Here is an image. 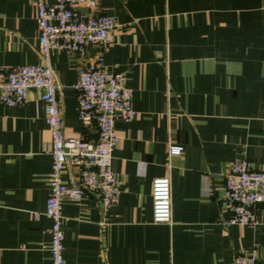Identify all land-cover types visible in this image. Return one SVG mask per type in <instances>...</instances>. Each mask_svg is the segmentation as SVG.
<instances>
[{"label":"crops","instance_id":"crops-1","mask_svg":"<svg viewBox=\"0 0 264 264\" xmlns=\"http://www.w3.org/2000/svg\"><path fill=\"white\" fill-rule=\"evenodd\" d=\"M79 8L114 14L116 23L103 48L49 51L63 133L96 136L94 119L78 117L72 87L96 52L106 70L124 75L136 112L114 120L115 203L102 208L87 189L61 199L64 264H233L251 248L264 261V202L253 206L255 223L238 224L221 199L232 160L264 168V0H95ZM38 59L33 1L0 0V80L8 67ZM170 143L181 151L169 154ZM50 147L37 91L20 104L0 101V264H50ZM75 175L65 164L62 180ZM162 175L170 221L154 222L151 180Z\"/></svg>","mask_w":264,"mask_h":264},{"label":"built area","instance_id":"built-area-1","mask_svg":"<svg viewBox=\"0 0 264 264\" xmlns=\"http://www.w3.org/2000/svg\"><path fill=\"white\" fill-rule=\"evenodd\" d=\"M32 1L39 59L6 69L0 80V101L5 105L23 103L29 89H34L43 103L51 137L49 190L43 213L50 218V264H64L61 199L79 197L82 189H87L98 195L102 208L115 203L119 181L110 167L111 151L118 139L114 120H129L136 111L131 105L132 92L124 82V75L106 70L100 52H96L89 62L77 69L72 83L78 117L83 123L94 119L96 136L90 140L63 133L57 83L48 62L49 51L59 48L73 55L82 53L90 44L103 48L109 41V30L115 25L116 17L110 13L80 10V5L93 6L95 0ZM181 148L177 144L167 145L169 154L179 153ZM67 163L76 168L75 178L70 183L61 178ZM150 194L152 221H170L169 177H153ZM221 199L230 211L229 222L255 223L253 206L264 202V168H254L246 157L232 160L224 173ZM233 264H264V261H257L251 248L236 253Z\"/></svg>","mask_w":264,"mask_h":264}]
</instances>
